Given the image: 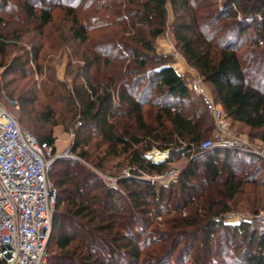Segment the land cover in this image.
Segmentation results:
<instances>
[{"label":"trees","instance_id":"obj_1","mask_svg":"<svg viewBox=\"0 0 264 264\" xmlns=\"http://www.w3.org/2000/svg\"><path fill=\"white\" fill-rule=\"evenodd\" d=\"M204 1L0 0V58H6L11 43L25 42L29 49L6 64L0 59L2 101L8 97L19 107L16 114L8 111L23 129L52 147L53 154L51 128L80 124L71 149L79 161H57L48 174L57 192L48 264H151V209L167 216L173 213L168 210L172 202L175 214L184 207L204 208L207 218L201 224L183 220L175 230L167 224L164 233L176 239L199 236L207 257L215 235L222 237L220 245L241 237L244 248L238 241L229 244L234 261L264 264V231L251 230L247 221L225 224L218 219L232 212L229 204L244 193V185L254 187L250 213L259 215L264 191L255 189L264 188V181L258 183L244 168L264 160L243 152L200 149L212 137L214 124L191 91L188 76L178 74L155 49L170 6L172 36L187 64L211 88L231 126L240 125L249 137L264 141L259 135L264 131V0H224L212 10ZM8 9L13 12L6 24ZM55 11L68 21L58 38L48 32ZM225 19L230 22L217 28ZM68 43L74 50L70 47L66 54ZM243 46L248 49L242 55ZM60 47L80 65L67 73L70 84L57 81L51 65L42 66L50 55L47 49L58 53ZM37 72L44 76L39 84L33 81ZM92 138L100 144L90 147ZM153 149L167 152L166 161L153 163L148 157ZM179 156L189 159L178 179L162 187L145 180L165 174ZM115 159L122 160L132 178L121 177L126 170L106 171ZM61 165L65 168L58 170ZM99 173L118 178L116 186L109 187ZM203 174L208 188L220 187L202 191L194 182ZM51 243L56 254L49 258Z\"/></svg>","mask_w":264,"mask_h":264},{"label":"built area","instance_id":"obj_2","mask_svg":"<svg viewBox=\"0 0 264 264\" xmlns=\"http://www.w3.org/2000/svg\"><path fill=\"white\" fill-rule=\"evenodd\" d=\"M190 88L214 121L213 136L201 143V150L243 152L264 160L263 148L230 132L222 108L213 100L209 89L203 86L197 72H191ZM13 105L18 109L17 104ZM52 150L17 123L0 95V264H48L47 248L57 193L48 174L55 160L79 161L71 156L69 150L61 153V157L53 154ZM152 153L151 161L158 163L152 159ZM164 153L167 159L168 153ZM99 175L109 187L116 186L118 178ZM121 177L133 176L125 171ZM146 178L157 187H162L172 180V173L168 182L163 179L160 184L150 180L154 177ZM234 221H247L251 230L264 231V212L253 217L239 216Z\"/></svg>","mask_w":264,"mask_h":264},{"label":"rangeland","instance_id":"obj_3","mask_svg":"<svg viewBox=\"0 0 264 264\" xmlns=\"http://www.w3.org/2000/svg\"><path fill=\"white\" fill-rule=\"evenodd\" d=\"M223 1L224 0H205L203 4L210 6V9L212 10V9H216L218 6H220ZM204 5H202V6H204ZM203 8H205V7H203ZM12 12H13V10H9V9L6 11V19H5L6 24H9L7 19L10 15L9 13H12ZM13 16H16V14ZM63 16L64 15L60 11H55L53 13V23H52V26L50 28V31L48 30V32L51 33L53 37L58 38V36H59L58 34H59V32H61V30L64 32L66 31V28L68 26V21H66V18ZM174 22H175V18L172 14L170 6H168L167 7V22H166L165 32L161 37L156 39L155 49L159 55H162V56L166 57L167 59H169V61L172 64V67L175 69V71L178 74L185 77V79L188 76L187 78H188V81L190 82L191 72L195 73L196 71L193 70L192 67H190L187 64L186 60L181 55L180 50L177 47V43H176L174 37L172 36V26H173ZM228 22H230V20L225 19V20L221 21L216 27L218 28L219 26H221L224 23L228 24ZM10 24L14 25L15 23L12 22ZM4 28H5V26L3 27V29ZM9 29H10L9 27L5 28L6 31H9ZM59 29H61V30H59ZM212 30L213 29H211V31ZM211 31H208L207 35H210L212 33ZM197 33H198V31H197ZM29 34L33 35L32 33H29ZM219 37H220L219 35L216 36V38H219ZM24 43H21V44L11 43V44H9L8 48H7L6 58H2V59L0 58L1 61L4 64H6V63H8V61L10 59L12 60L14 57L23 56L24 50L29 51L28 48H25V47H27V45ZM49 45H51V42L49 43ZM49 45H46V46H49ZM65 47L68 48L65 51L66 54H68L67 51L69 50L70 47H72L71 43L66 44ZM247 49H248V47L243 46L240 50L241 54L243 55ZM44 50H45V48H44ZM72 50H74L73 47H72ZM46 52H48L50 55L46 59V63L42 66L45 67V66L51 65V68L53 67L55 70L54 72H55V77H56L57 81L67 82L70 84L72 75L69 77V76H67V73L68 72L74 73L77 66H80L79 62L78 61L71 62L69 60V58L65 55V53L61 50V47H60L58 53L56 51H50L48 49ZM48 61H53V62L49 63V65H48ZM40 64H42V63H40ZM187 72H188V74H187ZM1 73H2V70H0V74ZM47 73H49V72H47ZM43 78H44V76L40 75L37 72V74H35L33 77V81L35 83L39 84L40 82L43 81ZM200 78H201V76H200ZM10 79H11V77H8V79H6V81H9ZM201 80H202V78H201ZM26 82L27 81L23 82L22 84H25ZM202 82H203V80H202ZM204 85L209 89V91L213 97V100L215 101L214 96H213L212 91H211V88L203 82V86ZM3 100L5 102L4 105L5 106L7 105L6 108L11 109V111H14V114H16L17 111L19 110V107H18V109L15 110V108H14L15 106L13 105L14 102L11 101V99H9L8 97H5V99H3ZM14 100H16V99H14ZM40 103L44 104V100L41 98V96H40ZM225 122L227 123L230 132H232L233 134L240 136L241 138L245 139L246 141L252 143V145L264 149V141L260 140L259 136L256 137L255 139H252L251 137L248 136L249 131L244 129L242 126L237 125V124H232V126H231L230 122L226 118H225ZM76 123L69 126V127L63 125V126H56V127L51 128V134L55 138L54 147H55V154L56 155L61 157L62 156L61 153L65 152V150H69L71 156L77 158V155L72 153V151H71L72 144L74 142L75 131H76V128H78ZM212 123L214 124V121H212ZM30 132H32V131H30ZM253 134H257V132L253 133ZM259 135L264 136V131L260 132ZM89 144H90V147H93V146L98 145L100 143H99L98 139L92 138ZM155 150L156 149H153L152 152H156ZM152 152H150V154H148V157L151 158ZM240 157H243V156H240ZM188 159L189 158H187L185 156H179V158L176 159L174 163H172L168 166L167 172L165 174H163L164 178L160 179L156 176L154 178L151 177L153 179H150V180L157 182L159 184L161 183V181L163 179H166V182H168V177L171 173H172V180L171 181L178 179L177 174L180 173L182 170H184L187 167ZM245 160L248 162V159H245ZM256 160L257 159H255L252 162V166L250 168H248L245 165V167H247V168H244V170L249 171V174H253L254 179L257 180V182L259 183V182L264 181V163L258 162L259 160L258 161H256ZM57 161L61 162V161H72V160L60 158L58 160H55L53 164H55V162H57ZM82 163L84 164V166H86V168L92 167V166H90V164L86 163L85 161H83ZM53 164H52V167H53ZM114 165L117 167L112 168ZM107 166L108 167L106 168V171H109V172H116L118 170H120V172L122 170L123 171L126 170V172L129 171V169L126 168L125 164L122 162L121 159H115L114 161H112V163H108ZM52 167H51V170H52ZM57 168H59L58 170H62V168H65V167L61 165ZM200 172L201 173L203 172V166L201 167ZM49 174H50V172H49ZM106 176H108V175H106ZM148 179L149 178H146V180H148ZM194 183H196V185H198V187H201L202 191L206 190V191L210 192L212 189H214V188L217 189L218 187H220V183H218L217 185H214L215 187H209L208 188L207 184H209V180L207 179L205 174L201 175V177L197 181H195ZM243 188H244V193L240 194L237 197V199H235V202H232L231 204H229V207L232 209L231 210L232 212L230 214L225 215V216L218 217V219L223 220V222L225 224H234L235 223L234 220L236 218H238L239 216H245V217L252 216L253 217V215L250 213L251 207L249 206V198H251V195H250L251 191L250 190L254 189V187L252 185H244ZM255 190H261V192H263L264 188L257 187ZM178 195H179V192H177L175 194V198H178ZM184 198H185V196H184ZM158 207H160V209H161L162 206H158ZM172 207L174 208L173 202H172ZM172 207H170L168 210H171L173 213L169 212L170 215H167V216H165V214H158V213L156 214L154 209H151V217H150V219H151V248H150L151 264H241L240 260H238V261L236 260L237 262L234 261L235 251L233 250V245L237 241L240 242V244L243 248L246 246V242L244 240H242L241 237H235L236 240L234 243H233L232 239H229L228 242H226V244L220 245V243H221L220 241H221L222 237L218 240V239H216L217 236L215 235V239L212 242V244L208 245L209 246L208 249H209V251H211V253L207 257L206 256L207 253L204 251V244L201 241L199 236H198V239H195L194 236L185 237V239H183V236H184L183 235L182 238L179 237L178 239H176L174 237H171L170 236L171 234L164 233V230H165V227L167 226V224H169V225L171 224V226L173 227V229H171V230H175L176 228H182V224H183L182 221L183 220H188V221L196 222L197 224H201V222L207 218V217H205L207 210L204 208L202 210H199V209L197 211L195 210L196 211L195 212V211H191V210L188 211L186 209V207H184V208H181L180 213L175 214L174 211L172 210ZM261 209H262V211L259 214L264 212V203L263 202H262ZM209 215H211V214H209ZM184 228L186 231L190 230L189 227L184 226ZM157 230H159L158 233H157ZM184 231H182V233ZM171 233H173V235L175 236V234H174L175 231H173V232L171 231ZM196 234L198 235L199 232H197ZM219 236H221V235H219ZM230 243H232L233 245H229ZM55 254H56V247H55L54 243H51L49 245V258L54 256Z\"/></svg>","mask_w":264,"mask_h":264},{"label":"bare ground","instance_id":"obj_4","mask_svg":"<svg viewBox=\"0 0 264 264\" xmlns=\"http://www.w3.org/2000/svg\"><path fill=\"white\" fill-rule=\"evenodd\" d=\"M152 159L155 160L158 163H161V162H163L166 159V154L165 153L153 152L152 153Z\"/></svg>","mask_w":264,"mask_h":264},{"label":"crops","instance_id":"obj_5","mask_svg":"<svg viewBox=\"0 0 264 264\" xmlns=\"http://www.w3.org/2000/svg\"><path fill=\"white\" fill-rule=\"evenodd\" d=\"M187 74H188V72H187Z\"/></svg>","mask_w":264,"mask_h":264}]
</instances>
